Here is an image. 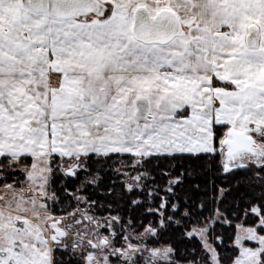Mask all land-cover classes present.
Segmentation results:
<instances>
[{
  "label": "snow or ice",
  "instance_id": "obj_1",
  "mask_svg": "<svg viewBox=\"0 0 264 264\" xmlns=\"http://www.w3.org/2000/svg\"><path fill=\"white\" fill-rule=\"evenodd\" d=\"M257 228L264 0H0V264H264Z\"/></svg>",
  "mask_w": 264,
  "mask_h": 264
},
{
  "label": "trees",
  "instance_id": "obj_2",
  "mask_svg": "<svg viewBox=\"0 0 264 264\" xmlns=\"http://www.w3.org/2000/svg\"><path fill=\"white\" fill-rule=\"evenodd\" d=\"M59 187V186H57ZM71 191V189H69ZM61 202L55 205V211L58 215H63L67 211H71L75 205V201H71L69 197H66L64 193H60ZM222 207L226 210L227 215V223L218 224L213 232V237H221L223 239V243L220 244L217 242L219 246V250L221 253H235L236 249L232 247V244L235 240V236L237 233V226L240 222L244 221L247 225H255V218L249 214L245 215L239 208L236 210H232V197L229 196L226 201L223 202ZM212 209V204L209 202L207 204L206 209L204 210V215H208ZM203 216H198L194 214L191 220L188 222V227L198 226V221H202Z\"/></svg>",
  "mask_w": 264,
  "mask_h": 264
},
{
  "label": "rangeland",
  "instance_id": "obj_3",
  "mask_svg": "<svg viewBox=\"0 0 264 264\" xmlns=\"http://www.w3.org/2000/svg\"><path fill=\"white\" fill-rule=\"evenodd\" d=\"M254 227H256V224L255 225H249V224L247 225L244 221L240 222L238 224V226H237V233H236V236H235V240H234V242L232 244V247H234L236 249V252L234 254L225 252V253H223V255H225L229 260H235V259H237L240 256L241 247L238 246V244H237L238 238H239L240 245H242L243 247H247V248H256V247H258L259 245L257 244L256 241H254V240H244L243 239V237L245 235V230L249 229V228H254ZM256 230H257V232L259 234L264 235V233H260L259 232L258 228ZM217 242L220 243L219 240H217Z\"/></svg>",
  "mask_w": 264,
  "mask_h": 264
}]
</instances>
